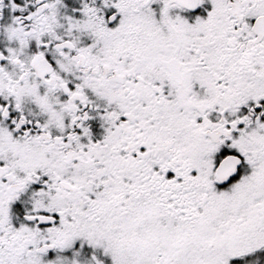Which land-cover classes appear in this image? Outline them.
Here are the masks:
<instances>
[{
	"label": "snow or ice",
	"instance_id": "snow-or-ice-1",
	"mask_svg": "<svg viewBox=\"0 0 264 264\" xmlns=\"http://www.w3.org/2000/svg\"><path fill=\"white\" fill-rule=\"evenodd\" d=\"M0 264H264V0H0Z\"/></svg>",
	"mask_w": 264,
	"mask_h": 264
}]
</instances>
